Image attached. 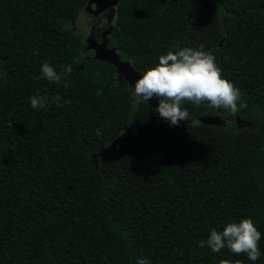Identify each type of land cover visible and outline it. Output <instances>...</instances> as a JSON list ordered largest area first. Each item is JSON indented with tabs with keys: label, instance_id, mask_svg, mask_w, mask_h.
Listing matches in <instances>:
<instances>
[{
	"label": "trees",
	"instance_id": "trees-1",
	"mask_svg": "<svg viewBox=\"0 0 264 264\" xmlns=\"http://www.w3.org/2000/svg\"><path fill=\"white\" fill-rule=\"evenodd\" d=\"M87 2L0 0V264H264V0H120L93 21L140 75L176 46L216 57L247 107L185 103L179 126L88 48ZM44 62L73 71L50 83ZM34 94L71 103L36 110ZM243 218L257 261L198 246Z\"/></svg>",
	"mask_w": 264,
	"mask_h": 264
},
{
	"label": "clouds",
	"instance_id": "clouds-1",
	"mask_svg": "<svg viewBox=\"0 0 264 264\" xmlns=\"http://www.w3.org/2000/svg\"><path fill=\"white\" fill-rule=\"evenodd\" d=\"M35 54V53H34ZM43 78L50 83H60L71 75L70 64L59 71L44 62L40 68ZM131 95L140 102L158 98L155 111L169 126H179L187 122L188 111L182 107L185 103L199 105L207 103L209 107L224 110L235 115L247 104L241 97L243 93L231 81L222 75V69L216 64V57L203 49L176 46L158 58V63L147 69L132 86ZM62 97L57 94L51 97L34 94L29 97L30 107L47 111L50 103L57 106L70 105L69 100L61 103ZM99 134V130L97 131ZM261 233L250 218H243L238 223H227L222 231L210 230L207 239L198 241L199 247H208L214 253L222 249L235 255H246L249 261H257L260 256L259 242ZM136 264H151L146 258H138Z\"/></svg>",
	"mask_w": 264,
	"mask_h": 264
},
{
	"label": "water",
	"instance_id": "water-1",
	"mask_svg": "<svg viewBox=\"0 0 264 264\" xmlns=\"http://www.w3.org/2000/svg\"><path fill=\"white\" fill-rule=\"evenodd\" d=\"M119 2L120 0H88L84 10L86 11L89 18L95 19L104 12H113L114 8ZM110 30L111 28H109L106 32L102 34L100 43L93 42L91 40V34L90 41L92 42L88 48L93 50L94 55L97 59L112 64L116 68L118 76L120 78L123 77L131 86H133L135 81L141 75L131 66L129 62L121 61L119 59L118 53L114 49H109L107 47ZM147 102L155 110L158 105V98L153 97ZM156 114L158 115V117H160L157 112ZM198 123L208 125L214 124L217 126H221L223 124V121L218 116L202 117L198 119ZM179 125H182V122H180Z\"/></svg>",
	"mask_w": 264,
	"mask_h": 264
},
{
	"label": "rangeland",
	"instance_id": "rangeland-1",
	"mask_svg": "<svg viewBox=\"0 0 264 264\" xmlns=\"http://www.w3.org/2000/svg\"><path fill=\"white\" fill-rule=\"evenodd\" d=\"M101 18L102 19V22H107L109 20V17H110V13L109 11L107 12H104L102 14H100L97 18ZM95 18V19H97ZM95 19H91L89 18V16L87 15L86 11H82V13L79 15L77 21H76V30L78 32H82L84 33L85 35H90V33L92 34V23ZM77 32V33H78ZM101 103H103V99L100 101Z\"/></svg>",
	"mask_w": 264,
	"mask_h": 264
},
{
	"label": "flooded vegetation",
	"instance_id": "flooded-vegetation-1",
	"mask_svg": "<svg viewBox=\"0 0 264 264\" xmlns=\"http://www.w3.org/2000/svg\"><path fill=\"white\" fill-rule=\"evenodd\" d=\"M100 18V17H99ZM98 19V18H97ZM96 20V19H95Z\"/></svg>",
	"mask_w": 264,
	"mask_h": 264
}]
</instances>
